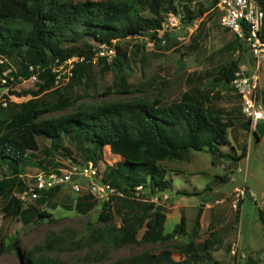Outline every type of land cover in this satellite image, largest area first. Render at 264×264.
Listing matches in <instances>:
<instances>
[{"label":"rangeland","instance_id":"374dc122","mask_svg":"<svg viewBox=\"0 0 264 264\" xmlns=\"http://www.w3.org/2000/svg\"><path fill=\"white\" fill-rule=\"evenodd\" d=\"M184 4L198 15L190 25L181 21V5ZM174 5L178 9L176 13L168 10L167 5L163 4L164 21L159 31V34L168 32L169 46L166 47L165 40L157 44L147 35L119 40L118 43L127 52L128 59L118 72L113 68L103 71L104 65L100 58L105 57L109 63L115 52L107 50L106 46L99 45L90 37L86 38L90 46L98 49L89 63L90 70L85 76L86 80L79 84H69L66 77L68 73L63 68L54 86L58 94L52 93L45 97L46 101L52 102L57 100L59 94L69 93L68 96L75 100L64 110L47 112L37 121L57 119L81 106H97L116 100L142 101L159 97L163 103L168 104L179 100L182 92L190 87H196L201 95L199 97L209 109L226 118L230 117L234 123L228 130L229 144L223 146V151L238 157L242 147L246 146V156L236 161L222 157L220 163H213L208 148L190 150L186 159L157 163V170L163 169L166 172L165 177L171 180L170 186L165 190H154L149 194L146 186L137 195L135 192L126 194L120 189L122 196H112L109 199L94 198V205L89 208L77 205L78 197L86 193L84 190L75 193L69 187L62 186L51 199L38 207L51 213L52 219L33 218L23 223L19 216L3 217L0 211V238L4 239L7 245L6 250L0 254V264H27L28 251L43 243L51 232L58 233L66 241L81 243L94 229L109 221L118 225L122 216L138 212L143 205L150 202L154 209L165 213V233L171 232L181 217L185 220V233L174 235L163 242L111 247L106 250L100 261L91 257L99 256L103 252L101 243L72 251H39L35 255L57 257L65 264H104L131 257L145 249L152 252L166 249L171 251L172 258L177 261L183 258L176 247L179 243L190 239L203 242L206 238H213L216 242L209 251L212 260L217 264H264V206L261 207L264 201V135L256 140L254 130L250 127L249 130L244 128L246 117L241 112L239 96L230 83L215 79L220 66L238 61L239 69L245 73L250 74L257 70L262 82L264 61L258 64L248 46L240 41L234 32L220 25V11L217 5L211 6V0H174ZM199 9H203L202 14L198 13ZM137 12L142 16L150 15L143 2H138ZM7 60L13 71L19 70L18 59ZM75 61L83 62L82 58L75 57L71 66ZM36 81L32 76L21 77L13 90L21 95L17 96L9 91L8 95L2 96L7 100V106L0 105V121H7L11 115L22 111L20 105L32 99L29 91L36 89ZM259 87L260 84V98ZM108 90L111 92L107 94ZM205 94L211 97L209 102L203 99ZM78 95H81V98ZM38 142L41 150L49 145L42 137H38ZM62 145L66 148L49 151L47 155L41 151H33L34 155H28V163L21 172L23 190L18 191L17 187L12 194L19 197L26 191L34 182L36 173L86 161L85 155L80 153L72 141L64 139ZM96 154L97 179L108 182L109 169L115 168L121 158L112 154L108 146L102 148L100 155L97 152ZM48 157L50 160L46 164L47 168L39 167L38 159L45 161ZM238 168L241 172L237 171ZM5 170L6 172L0 170V177L3 174H11L9 169ZM148 181L149 176L146 185H150ZM205 185L209 189L197 195L184 194L191 193L194 189L201 190ZM236 188L245 190L242 201H236ZM124 199L126 200L123 201ZM108 210L111 219L105 217ZM196 219L199 221L198 227L194 225ZM142 231L141 229L138 232V239ZM11 242H16V248L8 246ZM209 263L213 264V261Z\"/></svg>","mask_w":264,"mask_h":264},{"label":"trees","instance_id":"16d2710c","mask_svg":"<svg viewBox=\"0 0 264 264\" xmlns=\"http://www.w3.org/2000/svg\"><path fill=\"white\" fill-rule=\"evenodd\" d=\"M218 1L211 0V6H216ZM138 2L146 5L149 16H142L137 12ZM164 3L168 10L178 12L174 0H0V57L18 59L19 63V70L11 73L14 79L11 83L16 85L21 77L29 78L32 75L37 79L36 89L29 91L32 99L20 105L22 111L11 115L7 121H0V166L8 165L11 169L10 177L3 175L0 179V194L5 201L0 206L3 217L19 216L23 223L33 218L52 219L51 213L38 207L51 199L59 186L41 191V196L33 201L35 204L31 202L26 207L21 205L20 198L12 192L19 187L14 185L21 174L19 168L23 169L28 163V155H34L33 151H41L47 155L49 151L66 148L62 145L64 139L72 141L80 153L85 155L86 161L92 159L95 164L96 152L100 155L102 148L108 146L112 154L121 158L115 168L109 169L108 183L126 194L133 193L134 188L139 185L142 188L147 186L149 194L154 190L168 188L171 180L165 177L163 169L157 170V163L186 159L190 150L208 148L213 163H220L222 157L236 161L246 156V146L242 147L238 157L223 151V146L229 144L228 130L234 123L230 117L226 118L209 109L199 97L201 95L196 87H190L182 92L179 100L168 104L163 103L159 97L142 101L116 100L97 106H81L57 119L37 121L47 112L64 110L75 100L68 96L69 93L59 94L57 100L52 102L46 101L45 97L52 93L58 94L54 87V65L63 64L74 57L82 58L83 62H73L68 82L73 85L86 80L85 76L90 70L89 63L98 50L90 46L86 38L90 37L94 42L115 52L109 63L105 57H100L104 65L103 71L113 68L118 72L127 61V52L118 43L121 39L147 35L157 44L165 40L168 47V32L159 34L164 21ZM261 4L264 10V0H261ZM181 10V21L186 25L192 24L198 16L185 4L181 5ZM198 13L202 14L203 9H199ZM238 39L243 41L239 36ZM238 65V61H233L220 66L215 79L230 83L235 71L239 69ZM4 67L5 65L0 64V76ZM110 92L106 91L107 94ZM10 93L21 95L13 90ZM205 95L203 99L209 102L211 97ZM78 96L81 98V95ZM249 125L250 119H246L244 128L249 130ZM253 135L256 140L260 139L255 131ZM38 137L47 140L49 145L41 150ZM86 144L92 147L89 148ZM38 160L39 167L45 169L50 157L45 161ZM147 176L150 185H146ZM23 185L18 191L23 190ZM85 192L78 197L77 205L89 208L94 205V197L86 190ZM199 193L195 191L184 194ZM109 214L108 210L105 217L111 219ZM165 220V213L154 209L150 202L138 212L122 216L118 225L108 220L103 226L94 229L81 243L66 241L63 236L51 232L43 243L28 251L27 264H65L57 257L36 256L35 253L72 251L96 243H101L104 250L99 256L91 258L100 261L111 247L163 242L174 235L185 233L183 217L169 233L164 231ZM194 225L199 226L198 219L194 221ZM141 229L143 231L138 239L137 234ZM214 242L215 239L206 238L203 242L190 239L179 243L176 247L183 258L177 261L172 258L171 251L166 249L159 252L145 249L131 257L104 264H210L212 261L217 264L209 251ZM15 243L11 242L8 246L16 248ZM6 248L4 239L0 238V254Z\"/></svg>","mask_w":264,"mask_h":264},{"label":"built area","instance_id":"2783aa9c","mask_svg":"<svg viewBox=\"0 0 264 264\" xmlns=\"http://www.w3.org/2000/svg\"><path fill=\"white\" fill-rule=\"evenodd\" d=\"M216 5L220 11V25L241 37L248 46L251 55L259 64L264 60V35L262 33L264 10L261 0H219ZM74 59L75 57L63 64L53 66L52 70L56 72V79L60 77L63 68L68 73L67 79L70 77L71 63ZM0 64L5 65L2 76H0L2 85L0 87V105L5 107L7 106V100L2 96L8 95L10 90H14L15 85L11 83L14 81L11 75L13 69L8 60L0 57ZM32 78L36 77L32 76ZM258 83L259 74L257 70L249 74L238 69L230 81L234 92L240 98L241 112L246 119H250L249 127L254 131L255 125L264 119V107L258 96ZM237 171L241 172V169L238 168ZM97 175L98 168L92 160L83 163H70L66 167L49 172L41 171L34 175V182L19 196L21 205L26 207L41 196V191L57 186H67L75 193L86 190L94 198L109 199L112 196L123 195L120 189L110 183L99 181ZM140 190H142L141 185L136 186L134 192L138 195ZM244 194V189L236 188V201H242ZM263 206L264 201L261 203V207Z\"/></svg>","mask_w":264,"mask_h":264},{"label":"crops","instance_id":"0c3cea01","mask_svg":"<svg viewBox=\"0 0 264 264\" xmlns=\"http://www.w3.org/2000/svg\"><path fill=\"white\" fill-rule=\"evenodd\" d=\"M225 29H227V28H225ZM228 30H230V29H228ZM231 31V30H230ZM233 32V31H232ZM264 32V31H263ZM236 34V33H235ZM237 35V34H236ZM262 61H264V60H262ZM246 63V62H245ZM264 74V73H263ZM263 74H261L262 75V77H261V79H263ZM258 84H260V87H259V94H260V101H261V103L264 105V80L261 82V80H260V78H259V83ZM224 152H227V151H224ZM6 166V165H5ZM5 168L6 169H9V170H11L10 168H9V166L7 165L6 167H4L3 165H1L0 166V169H2L4 172H6V170H5ZM22 167H20L19 168V170L22 172V169H21ZM3 173V172H2ZM3 175H5V177L6 176H11V174H9V175H6V174H3ZM3 175H1V177H0V179H2L3 178ZM22 176H21V174H19L18 175V179H17V181L15 182V187L16 186H19L18 188H22L21 186L23 185V183H24V181L22 180V178H21ZM17 184V185H16ZM24 186V185H23ZM208 190L209 189V187L207 186V185H205L201 190L199 189H194L192 192H202V191H205V190ZM197 195V194H196ZM4 200V198L3 197H1V194H0V206H2L3 205V203L5 202V201H3ZM1 203H2V205H1Z\"/></svg>","mask_w":264,"mask_h":264},{"label":"water","instance_id":"95a60500","mask_svg":"<svg viewBox=\"0 0 264 264\" xmlns=\"http://www.w3.org/2000/svg\"><path fill=\"white\" fill-rule=\"evenodd\" d=\"M255 132L258 137L264 135V119L255 125Z\"/></svg>","mask_w":264,"mask_h":264},{"label":"clouds","instance_id":"9594fccd","mask_svg":"<svg viewBox=\"0 0 264 264\" xmlns=\"http://www.w3.org/2000/svg\"><path fill=\"white\" fill-rule=\"evenodd\" d=\"M32 76H34V75H32Z\"/></svg>","mask_w":264,"mask_h":264}]
</instances>
